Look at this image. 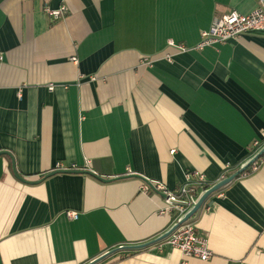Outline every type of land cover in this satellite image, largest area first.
<instances>
[{
    "label": "crops",
    "instance_id": "crops-1",
    "mask_svg": "<svg viewBox=\"0 0 264 264\" xmlns=\"http://www.w3.org/2000/svg\"><path fill=\"white\" fill-rule=\"evenodd\" d=\"M257 4L0 0V151L32 182L61 165L106 180L130 171L174 194L199 186L195 175L208 185L231 176L264 147V32L175 47ZM45 6L67 10L54 21ZM143 184L67 173L29 185L0 156V264H264V154L195 216L206 262L164 241L129 248L187 212Z\"/></svg>",
    "mask_w": 264,
    "mask_h": 264
},
{
    "label": "built area",
    "instance_id": "built-area-1",
    "mask_svg": "<svg viewBox=\"0 0 264 264\" xmlns=\"http://www.w3.org/2000/svg\"><path fill=\"white\" fill-rule=\"evenodd\" d=\"M66 6L52 10L45 6L43 13L52 18L54 21L61 19L66 12ZM264 32V0H258L256 8L247 15H242L236 11H231L220 18L213 20L208 30L200 32V39L197 44L192 47L178 46L175 47L178 52L201 51L206 47L222 44L236 40L245 34L262 33ZM171 46H173L170 43ZM52 90V87L49 88ZM255 146L258 142H255ZM75 170L74 167L64 168L61 165L56 166V170ZM127 171L126 175H132ZM197 184L203 183V177L195 175ZM157 192L165 194L166 204L173 207L183 214L185 210L190 208L189 195L194 192L191 186H182L178 193L180 197L167 192L164 187L156 182H151ZM143 192H152L153 190L145 183L142 186ZM155 192V191H153ZM168 207V208H169ZM66 216L69 219L75 220L78 214L75 212H67ZM172 249L178 250L184 260L198 259L202 262L210 260L212 254L208 248L206 238L200 236L196 232L194 223H184L175 229L165 240H163Z\"/></svg>",
    "mask_w": 264,
    "mask_h": 264
},
{
    "label": "water",
    "instance_id": "water-1",
    "mask_svg": "<svg viewBox=\"0 0 264 264\" xmlns=\"http://www.w3.org/2000/svg\"><path fill=\"white\" fill-rule=\"evenodd\" d=\"M264 154V147L256 154V156H254V158H252L244 167H242L240 170H238L236 173L232 174L231 176H229L228 178H225L221 181H219L218 183H216L215 185H213L211 188H209L206 192H204L201 197L198 199V201L191 207V210H189L181 220H179L177 222L176 225L173 226V228L171 230H169L166 234L162 235L161 237L157 238L156 240H153L147 244H143V245H139V246H133V247H129L130 249H144L147 248L149 246H152L154 244H157L159 242H162L163 240H165L175 229H177L180 225L186 223L191 217H193V215H195L198 210L202 207V205L204 204V202L208 199V197L213 194L214 192H217L218 190H220L221 188L225 187L226 185H228L232 180H234L237 176L243 174L247 168H249L251 165H253L258 159H260V157ZM0 156H6L8 158H10L11 160V170H12V174L14 176V178L24 184H29V185H34V184H38L39 182L42 181V179H44L45 177H50L56 174H67V173H82V174H86V175H90L94 178H96L99 181L102 182H110V181H114V180H120V179H126V178H134V179H139L142 182H144L146 185H148L153 191H155L157 194H159L162 198L166 199L167 196L165 194L159 193L155 190V188L151 187V182L142 177L141 175L138 174H132V175H126V176H122V177H116V178H112L110 180H106L104 178H101L100 176L94 174L91 171L85 170V171H79V170H54L50 173H48L46 176H44L43 178L37 180V181H27L24 180L17 172L15 165H14V161L13 158L11 156V154L9 152L6 151H0ZM102 259V258H101ZM99 261V260H98ZM90 264H95V262L90 263Z\"/></svg>",
    "mask_w": 264,
    "mask_h": 264
},
{
    "label": "trees",
    "instance_id": "trees-1",
    "mask_svg": "<svg viewBox=\"0 0 264 264\" xmlns=\"http://www.w3.org/2000/svg\"><path fill=\"white\" fill-rule=\"evenodd\" d=\"M251 167V166H250ZM249 167V168H250ZM249 168H247V170L249 169ZM241 169V168H240ZM239 169V170H240ZM236 173V172H235ZM229 177V176H228ZM228 177H224V179L225 178H228ZM213 185H208V184H205V183H201L199 186H197L195 189H194V192L192 193V194H190L189 195V202H190V208L187 210V212L189 211V210H191V207L198 201V199L201 197V195L204 193V192H206L209 188H211ZM223 188H221L220 190H222ZM220 190H218L217 192H219ZM217 192H214L213 194H211L209 197H211L212 195H214L215 193H217ZM174 195L175 196H177V197H180V195H179V193L177 192V193H174ZM208 197V198H209ZM208 200V199H207ZM206 202V201H205ZM204 202V203H205ZM192 205V206H191ZM204 205V204H203ZM200 210V209H199ZM198 210V211H199ZM186 212V213H187ZM185 213V214H186ZM198 213V212H197ZM197 213L195 214V215H193V217H191L186 223H192L193 222V220H194V218H195V216L197 215ZM184 214V215H185ZM183 215V216H184ZM183 216L180 218V220L183 218Z\"/></svg>",
    "mask_w": 264,
    "mask_h": 264
},
{
    "label": "bare ground",
    "instance_id": "bare-ground-1",
    "mask_svg": "<svg viewBox=\"0 0 264 264\" xmlns=\"http://www.w3.org/2000/svg\"><path fill=\"white\" fill-rule=\"evenodd\" d=\"M192 206V205H191Z\"/></svg>",
    "mask_w": 264,
    "mask_h": 264
}]
</instances>
